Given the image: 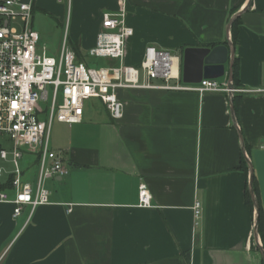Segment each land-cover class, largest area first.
Here are the masks:
<instances>
[{
    "label": "crops",
    "instance_id": "0c3cea01",
    "mask_svg": "<svg viewBox=\"0 0 264 264\" xmlns=\"http://www.w3.org/2000/svg\"><path fill=\"white\" fill-rule=\"evenodd\" d=\"M67 2L65 10L61 0H32L34 12L68 14V35L58 50H48L53 57L66 44L94 67L88 52L102 16L124 5L134 31L125 65L140 67L152 46L179 55L183 70L185 49L232 43L235 86L259 92L121 89L119 121L95 98L85 101L80 124L54 120L49 147L65 153L69 174L45 181L50 203L25 205L18 218L13 203H0V264H264V218L256 235L244 154L252 157L264 144V0ZM118 64L105 59L104 67ZM226 79L229 63L220 78ZM33 156L22 180L36 190L40 164ZM141 182L151 192L150 208L139 206ZM5 192L15 199L11 187Z\"/></svg>",
    "mask_w": 264,
    "mask_h": 264
},
{
    "label": "built area",
    "instance_id": "2783aa9c",
    "mask_svg": "<svg viewBox=\"0 0 264 264\" xmlns=\"http://www.w3.org/2000/svg\"><path fill=\"white\" fill-rule=\"evenodd\" d=\"M126 18L124 5L116 12L104 13L96 44L88 52L91 58L119 64L90 67L79 61L75 51L66 44L59 59L40 45V36L32 27L33 3L0 0V162L12 166L11 172L0 167V177L10 175L11 188L16 191L15 199L10 201L7 190H1L0 203L14 204V218L21 215L25 205L36 208L49 204L45 181L69 174L65 153L49 147L48 130L54 120L70 126L80 124L85 101L101 100L111 118L119 121L124 115V104L118 96L121 89L180 90L228 96L259 92L239 89L233 81L220 78L182 84V58L152 46L146 48L140 67L125 65L127 43L134 34ZM48 87L52 88L51 106L48 119L43 120L45 111L40 103L50 100ZM6 143L11 145L9 150ZM259 150H264V144ZM26 153L39 157L36 190L22 180L20 161ZM139 206L152 207V195L144 182L139 185ZM193 210L198 220L202 215L201 203L197 201Z\"/></svg>",
    "mask_w": 264,
    "mask_h": 264
},
{
    "label": "water",
    "instance_id": "95a60500",
    "mask_svg": "<svg viewBox=\"0 0 264 264\" xmlns=\"http://www.w3.org/2000/svg\"><path fill=\"white\" fill-rule=\"evenodd\" d=\"M235 19L236 17H233L231 20L229 29ZM227 63H229V82H232L234 65V46L232 43L228 45H218L213 48H187L183 53V82L186 84H197L203 79L222 78L226 74ZM244 154L250 170L249 190L252 195L256 213L255 233L258 235L261 209L264 210V150H257L252 154V157H250L244 149ZM255 179H257L259 183L260 202L255 194Z\"/></svg>",
    "mask_w": 264,
    "mask_h": 264
},
{
    "label": "rangeland",
    "instance_id": "374dc122",
    "mask_svg": "<svg viewBox=\"0 0 264 264\" xmlns=\"http://www.w3.org/2000/svg\"><path fill=\"white\" fill-rule=\"evenodd\" d=\"M24 3H32V0H20ZM62 5H64L65 10L68 7L67 0H61ZM18 24V23H17ZM68 14L66 13L64 18L57 17V15H52L50 13H44L41 10H35L33 14V20H32V27L34 31H36L40 36V45L45 46L50 52H53V50H58L59 47H61L63 40L65 38V35H68ZM18 29L20 28V25H17ZM91 62L94 67H104L105 66V59H91ZM48 91L50 93V100L48 102H41L40 105L42 109L45 111V113L42 115L48 114L50 111L51 106V98H52V88L48 87ZM5 146L7 149H10V144L6 143ZM34 161L33 155H26L21 161H20V167L23 171H25L29 164H31ZM0 167L5 168L7 172L12 171V166L7 163H1ZM35 171V170H34ZM27 177L31 176L33 174V170L29 171L27 170ZM8 176L4 175L0 177V182L7 181ZM255 184V183H254ZM255 186V185H254Z\"/></svg>",
    "mask_w": 264,
    "mask_h": 264
},
{
    "label": "trees",
    "instance_id": "16d2710c",
    "mask_svg": "<svg viewBox=\"0 0 264 264\" xmlns=\"http://www.w3.org/2000/svg\"><path fill=\"white\" fill-rule=\"evenodd\" d=\"M34 12V11H33ZM236 23H234L233 27H232V37H233V42L235 43V39H236V32L234 31V27H235ZM78 55V53H76ZM238 69H239V65H238V61H235L234 65H233V80H234V83H236L237 79H238ZM245 170H247V168L245 167ZM11 180L12 178L10 177V179L6 182V183H3V182H0V191L1 190H7V189H10L11 187ZM258 196H259V193H258ZM260 197V196H259ZM248 201H249V204L251 205V199H250V196H248ZM262 212V211H261ZM264 218V215L263 213H261V218H260V221H262ZM261 223V222H260Z\"/></svg>",
    "mask_w": 264,
    "mask_h": 264
}]
</instances>
